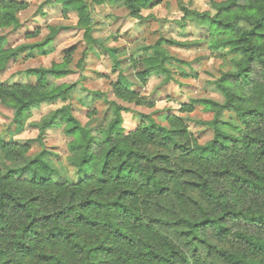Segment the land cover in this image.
<instances>
[{"label":"clouds","instance_id":"9594fccd","mask_svg":"<svg viewBox=\"0 0 264 264\" xmlns=\"http://www.w3.org/2000/svg\"><path fill=\"white\" fill-rule=\"evenodd\" d=\"M0 264H264V0H0Z\"/></svg>","mask_w":264,"mask_h":264}]
</instances>
